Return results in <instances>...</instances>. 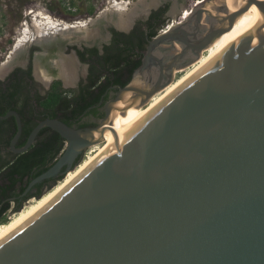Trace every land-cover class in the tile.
<instances>
[{
    "label": "water",
    "instance_id": "water-1",
    "mask_svg": "<svg viewBox=\"0 0 264 264\" xmlns=\"http://www.w3.org/2000/svg\"><path fill=\"white\" fill-rule=\"evenodd\" d=\"M242 5L229 11L226 0L204 1L187 20L149 40L133 81L107 106L130 96V105L144 107L247 10L261 9L201 72L2 237L0 264H264V1ZM97 20L93 30L119 28ZM16 66L10 61L0 79ZM107 106L95 127L41 121L20 148L19 113L0 116L16 120L10 141L15 154L26 152L46 127L66 142L55 164L24 194L75 168L96 144L89 135L107 123Z\"/></svg>",
    "mask_w": 264,
    "mask_h": 264
},
{
    "label": "bare ground",
    "instance_id": "bare-ground-1",
    "mask_svg": "<svg viewBox=\"0 0 264 264\" xmlns=\"http://www.w3.org/2000/svg\"><path fill=\"white\" fill-rule=\"evenodd\" d=\"M110 3L112 5L109 6V8L102 11L100 16L96 19L89 20V22L79 21L68 24L62 23L59 20L55 21L49 15L42 14L43 12L36 14L35 16L33 15L32 26L29 24L25 25V28L13 50L6 61L0 66V77L7 72L8 63H10V61L11 64L21 62L25 50L31 45L37 44L41 45L44 49V53L37 54L36 56L37 73L43 78V81L48 84L54 80V78L62 77L65 81L69 82L71 81V78H73L72 72L74 70L75 62L73 63V60L71 59L73 56L70 58L63 55L62 50H65V44L75 43L83 39L86 41L90 38H97L99 31H96L97 29L93 30V26L99 23L97 20L99 17L114 22L120 28H126L133 24L135 14H142L141 12L147 13L149 12V9L158 6L162 2L161 0H139L138 3H134V6L136 5V8L133 9L134 11L131 9L128 10L132 3L130 1L118 2L117 0ZM201 3L202 1L197 2L198 5ZM226 5L229 11H237L243 7L242 0H226ZM139 9L141 10L138 11ZM260 12L261 9H258L255 6H252L247 10L240 18H238L230 31L221 35L203 52L201 58L194 63L191 68L178 71L182 73L187 71L184 75L179 79H175L168 87L153 96L144 107L130 105L132 102L130 96L125 97V102L119 101L109 104L107 109L110 112V116L103 127L102 132L89 135L88 137L90 140L96 142L93 146L94 148H97V150H95L92 155L85 158L76 169L70 171L62 181H60L51 191H48L41 199L30 203L29 206L21 211L15 218L7 224L1 225L0 239L49 204L128 133L138 126L152 111H154V109L201 72L252 23ZM110 13H112V15L109 17ZM183 14V21L187 20L190 17L189 15H191L187 10H184ZM175 25L176 24L172 27ZM39 75L37 77H40ZM100 144L103 146L100 147Z\"/></svg>",
    "mask_w": 264,
    "mask_h": 264
},
{
    "label": "trees",
    "instance_id": "trees-1",
    "mask_svg": "<svg viewBox=\"0 0 264 264\" xmlns=\"http://www.w3.org/2000/svg\"><path fill=\"white\" fill-rule=\"evenodd\" d=\"M167 8L153 14L152 18L159 17ZM158 25L159 30L162 29L161 21ZM159 30H153L150 38L158 35ZM123 51L127 52V49ZM128 57L120 55L117 60L118 67L124 64L127 69L130 65V62H127ZM139 64L140 62L135 63L127 73L131 75ZM128 81L129 79L122 81V85H126ZM65 92L67 91L61 88V83L55 82L51 90L42 96L35 89L31 71L23 69H16L5 80H0V116L14 110L19 113L22 120V135L16 147L25 145L31 131L45 116L59 119L67 126L73 127V123L82 112L93 106L101 94L92 90V85L83 88L74 98H68ZM16 132L17 124L14 117L0 120V225L7 224L9 215L21 211L25 202L32 198L41 199L46 191H51L64 178L60 175L46 179L24 194L33 179L55 164L64 151L66 142L59 133L46 127L39 132L34 144L26 152L15 154L7 151V148ZM81 163L82 158L79 157L73 167Z\"/></svg>",
    "mask_w": 264,
    "mask_h": 264
},
{
    "label": "flooded vegetation",
    "instance_id": "flooded-vegetation-1",
    "mask_svg": "<svg viewBox=\"0 0 264 264\" xmlns=\"http://www.w3.org/2000/svg\"><path fill=\"white\" fill-rule=\"evenodd\" d=\"M166 1L168 3L157 10L150 11V13L145 15L143 21L138 23L134 22L128 29H119V26V28H117L112 24H109L108 26L103 25L99 28V35H97V38H93L95 40L88 39L79 43L75 42L66 44L65 50H62L63 55L70 58L73 56L71 59L73 60V63L75 62L74 70L72 72L73 78H71L72 82L69 81L70 83L65 81L62 77L54 78V80L48 83L49 85L43 81V78L37 73L36 56L37 54L44 53V49L41 47V45L37 44H33L32 47H29L28 50L25 51V54H22L23 60L19 63H15L17 66L11 72H9L4 79L0 80H5L16 69L31 71L35 89L37 92H39V94L45 96L51 90L55 82H60L61 88L67 91L64 94L67 95L68 98H74L78 96L82 92L83 88L92 85V90L101 93L100 97L93 106H89L87 110L82 112L75 123H73V128L86 129L95 127L99 120L104 117L107 104L116 99L121 88L126 87L133 81L136 71L143 63L148 42L149 40L153 39L150 38V33L155 29L159 30V21L162 22L164 27L165 22L170 20L171 15L168 14L169 10L176 9L175 12L173 10L174 14L176 15L179 13L181 17L179 21L174 20V23L172 22V24H176L174 26L176 27L177 25L181 24V22H183L182 17L184 15L182 13H184L183 6L186 5L185 0H161V2ZM198 1L201 0H197L194 3V6L189 9L190 14L192 9L198 6ZM204 1L207 0H202V3ZM166 7L168 8L159 17L156 16L155 18H152L153 14L159 13L163 8ZM168 31L169 30L166 32ZM126 46L128 47L126 48ZM126 49L127 52H124L123 50L126 51ZM80 52L82 55H80ZM120 55H122V57L129 56L127 62H130V65L127 66V69H125L124 64L121 67H118L117 60ZM168 55L169 54L167 50H162V56L165 60ZM137 62H140L139 66L135 67L134 71L131 73V75H129V73H127L128 69L133 68V65ZM37 74L40 77H37ZM176 74L177 72H175L174 78L176 77ZM128 79L129 81L127 84L122 85V81H126ZM39 84L43 86V89L39 87ZM48 118L50 117L45 116L42 121ZM7 151H12L10 146L7 148Z\"/></svg>",
    "mask_w": 264,
    "mask_h": 264
},
{
    "label": "rangeland",
    "instance_id": "rangeland-1",
    "mask_svg": "<svg viewBox=\"0 0 264 264\" xmlns=\"http://www.w3.org/2000/svg\"><path fill=\"white\" fill-rule=\"evenodd\" d=\"M113 1H117V0H0V66L2 65L3 62L6 61L9 54L13 50L17 40L20 38L25 28V25L29 24L30 26H32V21L34 18L33 15L35 16L36 14L43 12L42 14L49 15L55 21L59 20L62 23H68V24H72L73 22H79V21L89 22V20L96 19V17L100 16L102 11L106 10L107 8H109V6L112 5L110 2L113 3ZM125 1L132 2L128 10L135 9L136 5L134 6V3L139 2V0H118V2H125ZM196 1L197 0H185L186 5L183 6L184 10H187V12L190 13L189 9H191L194 6V3ZM166 3L168 2L167 1L162 2L158 6H156V8L149 9V11L157 10ZM140 10L141 9H139L138 11ZM170 10H169L170 13L168 12V14L171 15L170 20L165 22L164 27L167 25H171L172 22L174 23V20L177 21L180 20L181 17L180 14L178 13L175 15L173 13V10L172 9ZM141 13L142 14L134 15L133 23L134 22L138 23L140 21H143L147 13H143V12ZM111 15L112 13L109 14V17ZM129 27L127 26L125 29H128ZM96 31L99 30L97 29ZM159 33L160 31L158 32V34ZM91 39L92 38H90L89 40ZM192 65L180 70H188L189 68H191ZM186 72L187 71L183 73L178 72L174 80L179 79ZM39 87L43 89V86H41V84H39ZM102 146L103 145L100 144V147ZM95 150H97V148H94L93 145L88 147L83 154L82 162L85 158L92 155ZM77 167H75L74 169H76ZM68 173L64 175V178L67 176ZM47 192L48 191H46L45 194ZM37 200L38 199L32 198L29 201L25 202L21 211H23L26 207H28L30 203L36 202ZM21 211H19L16 214H10L9 221L15 218Z\"/></svg>",
    "mask_w": 264,
    "mask_h": 264
},
{
    "label": "built area",
    "instance_id": "built-area-1",
    "mask_svg": "<svg viewBox=\"0 0 264 264\" xmlns=\"http://www.w3.org/2000/svg\"><path fill=\"white\" fill-rule=\"evenodd\" d=\"M173 26V24L171 23V25H167L165 27H163V29L160 31V33H165L167 30H170V28Z\"/></svg>",
    "mask_w": 264,
    "mask_h": 264
}]
</instances>
